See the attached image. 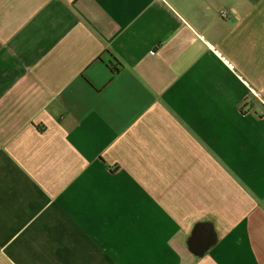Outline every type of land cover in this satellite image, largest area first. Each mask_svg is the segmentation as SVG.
Listing matches in <instances>:
<instances>
[{
	"label": "crops",
	"instance_id": "crops-1",
	"mask_svg": "<svg viewBox=\"0 0 264 264\" xmlns=\"http://www.w3.org/2000/svg\"><path fill=\"white\" fill-rule=\"evenodd\" d=\"M0 264H264V0H0Z\"/></svg>",
	"mask_w": 264,
	"mask_h": 264
},
{
	"label": "built area",
	"instance_id": "built-area-1",
	"mask_svg": "<svg viewBox=\"0 0 264 264\" xmlns=\"http://www.w3.org/2000/svg\"><path fill=\"white\" fill-rule=\"evenodd\" d=\"M222 15H223L224 17L226 16V14H225L224 10H222Z\"/></svg>",
	"mask_w": 264,
	"mask_h": 264
},
{
	"label": "rangeland",
	"instance_id": "rangeland-1",
	"mask_svg": "<svg viewBox=\"0 0 264 264\" xmlns=\"http://www.w3.org/2000/svg\"><path fill=\"white\" fill-rule=\"evenodd\" d=\"M222 12V11H221ZM225 14H226V16L224 17L223 15H222V13H221V15L224 17V18H226L227 17V12H225Z\"/></svg>",
	"mask_w": 264,
	"mask_h": 264
}]
</instances>
